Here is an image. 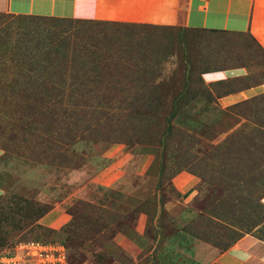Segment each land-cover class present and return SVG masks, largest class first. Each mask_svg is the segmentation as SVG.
<instances>
[{
  "label": "rangeland",
  "instance_id": "1",
  "mask_svg": "<svg viewBox=\"0 0 264 264\" xmlns=\"http://www.w3.org/2000/svg\"><path fill=\"white\" fill-rule=\"evenodd\" d=\"M36 15L0 9V264H199L264 241V92L223 98L264 89L253 37ZM230 67L249 73L205 78Z\"/></svg>",
  "mask_w": 264,
  "mask_h": 264
},
{
  "label": "crops",
  "instance_id": "2",
  "mask_svg": "<svg viewBox=\"0 0 264 264\" xmlns=\"http://www.w3.org/2000/svg\"><path fill=\"white\" fill-rule=\"evenodd\" d=\"M51 3L45 7V4ZM52 3H55L52 6ZM0 9L11 13L131 24L227 30L250 33L264 48V0H0ZM246 67H233L205 74L209 81L224 76L241 79ZM264 92L253 85L223 96L236 102ZM199 264H264V241L245 235L225 250L201 246Z\"/></svg>",
  "mask_w": 264,
  "mask_h": 264
},
{
  "label": "trees",
  "instance_id": "3",
  "mask_svg": "<svg viewBox=\"0 0 264 264\" xmlns=\"http://www.w3.org/2000/svg\"><path fill=\"white\" fill-rule=\"evenodd\" d=\"M38 17H41V18H59V17H52V16H42V15H36ZM61 19H67V18H61ZM78 20H85V19H78ZM197 29H200V28H197ZM202 29V28H201ZM205 30H211V31H214V32H229L227 30H218V29H205ZM231 33V32H230ZM236 34V33H234ZM238 34H249L251 36L250 33H238ZM253 37V36H251ZM254 38V37H253ZM255 39V38H254ZM256 41V40H255ZM258 43V42H257ZM230 68H233V67H230ZM228 69V68H226Z\"/></svg>",
  "mask_w": 264,
  "mask_h": 264
},
{
  "label": "built area",
  "instance_id": "4",
  "mask_svg": "<svg viewBox=\"0 0 264 264\" xmlns=\"http://www.w3.org/2000/svg\"><path fill=\"white\" fill-rule=\"evenodd\" d=\"M28 249H30L29 247H27Z\"/></svg>",
  "mask_w": 264,
  "mask_h": 264
}]
</instances>
